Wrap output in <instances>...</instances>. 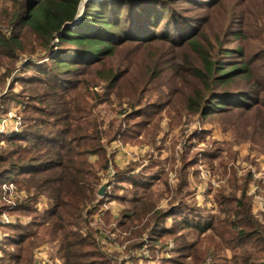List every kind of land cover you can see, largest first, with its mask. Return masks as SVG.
<instances>
[{"label": "rangeland", "instance_id": "1", "mask_svg": "<svg viewBox=\"0 0 264 264\" xmlns=\"http://www.w3.org/2000/svg\"><path fill=\"white\" fill-rule=\"evenodd\" d=\"M100 2L114 1L82 0L79 18L86 8ZM155 2L164 17L160 18L157 31L151 22L144 23L135 15L136 10L141 14ZM162 2L136 0L125 5L128 20L133 22L129 24L131 33L135 34H120L118 40L125 43L118 46L114 57L106 60V67H95L94 73L77 67L76 73L59 77L69 83L80 81L81 87L74 95L84 98V121L95 123L97 119L102 126L106 149L103 164L106 161L107 165L99 172L96 202L88 208L92 210L96 205V210L92 214L83 212L76 228L84 236L92 234L90 240L95 244L87 249L100 252L96 257L99 263L202 264L190 256L191 251H183L184 257L179 255L182 240L175 237L182 234L186 244L199 241L184 229V222L187 215L201 214L203 222L211 216L208 199L207 205L201 207L207 194L217 202L220 193L234 190L241 198L245 189L254 216L258 219L264 215H260L264 213V0ZM10 7L8 0H0V20ZM149 28L160 38L152 42L139 40ZM29 60L20 59L5 77L6 71H0V155L10 146L9 139L23 136L30 124L28 119L36 115L33 109L42 108L36 95L43 92L46 101L47 92L51 91L48 86L41 89L24 84L32 82V71L25 67ZM235 65L238 67L234 71L242 65L247 69L230 74L232 80L227 85L220 82L223 72ZM108 70L122 72L120 81L112 87L100 76ZM64 85L69 86L65 82ZM221 106L224 110H215ZM16 117L22 123L18 130ZM144 121L149 124L141 126ZM114 124L120 135L108 143L105 135L110 134ZM26 138L33 142L31 137ZM19 144L26 146L24 141ZM99 160L100 157L91 158L96 168ZM23 176L0 177V258L5 251L14 249L7 239L16 226L33 230L32 226L53 206L46 195L38 197L37 203L30 201L36 191L20 189ZM150 182L154 183L151 191L157 194L156 198L172 202L171 188L178 202L188 203L194 211L181 209L164 217L152 233L140 238L117 227V238L112 241L110 230L114 231V226H109L112 222L100 214L101 209L110 206L105 202L107 197H112V202L122 209L127 203L116 198L143 195L135 183L145 187ZM102 186L105 190L100 196ZM178 186L182 188L181 195ZM24 205L32 206V211L20 207ZM211 205L215 207V203ZM169 208L171 203L155 210ZM172 228L176 231L174 236L167 232ZM138 242L141 245L132 248ZM59 246L58 241L45 237L34 248L33 264H65L58 253ZM212 260L208 258L207 264H212Z\"/></svg>", "mask_w": 264, "mask_h": 264}, {"label": "trees", "instance_id": "2", "mask_svg": "<svg viewBox=\"0 0 264 264\" xmlns=\"http://www.w3.org/2000/svg\"><path fill=\"white\" fill-rule=\"evenodd\" d=\"M8 1L11 7L7 9L5 18L0 20V71H6L5 77L15 68L16 62L28 57L30 60L25 67L32 71V82L24 81V84L31 87L37 85L41 89L48 86L51 91L47 92L46 101L43 92L36 95L42 108L33 109L36 115L28 119L30 124L24 130L23 138L8 140L10 146L0 155V166L3 167L0 177L24 175L18 185L27 192L36 191V196L31 197L30 201L37 203L38 197L46 195L53 206L45 212L40 222L32 226L33 230L23 226L13 229L12 236L7 240L14 249L12 252L5 251L0 262L33 264L34 248L47 237L60 243L58 253L65 264H105L97 262L98 250L87 249L95 244L90 240L92 234L89 232L87 237L76 230L83 212L92 214L96 210V205L92 210L88 208L96 202L95 187L101 179L99 172L105 170L107 165L106 161L103 164L106 149L102 144V126L97 119L95 123L84 121L87 114L86 109L81 107L84 98L74 95L81 87L80 81L69 83L59 77L76 73L77 67H84L86 73H94L100 65L106 67V60L114 57L118 46L125 43L118 40L120 34L124 31H130L128 35L135 34L131 33L129 24L132 21L128 20L125 5L136 0L100 2L86 8L77 21L82 0ZM158 5L155 2L154 6L145 7L141 14L138 10L135 12L136 17L142 18L144 23L151 22L154 31L160 29L159 22L164 18ZM150 28L144 31L143 38L139 40L152 42L160 38V34ZM45 59L48 61L45 62ZM237 67L232 66L229 71L223 72L220 82L227 85L232 80L230 74L247 69L242 65L238 71H234ZM208 71L211 75L213 66L208 67ZM121 74L108 70L100 76L112 87L120 81ZM215 110L221 111L224 107ZM148 124L144 121L141 126ZM119 135L118 125L114 124L110 134L105 136L109 143ZM26 137H31L33 142L30 143ZM22 141L26 146L19 144ZM93 157H100L98 168L91 162ZM135 188L142 190L144 196H135L133 209L130 212L126 210L124 214L127 216L120 221L124 229L135 237L152 233L164 217L168 218L181 209L194 211L182 200L166 211H157V202L151 191L152 182L145 187L135 183ZM178 190V195H181V186H178ZM218 201L221 214L217 217L210 216L203 222L199 218L201 214L186 216L184 229L200 239L186 244L182 234L175 237L178 241L182 240L177 253L184 257L181 254L183 251H191L190 256L193 255L202 264H207L209 257L213 259L212 264H233L227 259L223 246H214L218 237L240 263L264 264V226L254 217L245 189L241 198L235 193H220ZM20 207L26 212L32 211L30 205ZM167 232L170 236L176 234L175 228L167 229ZM154 239L159 240V237ZM140 245L138 242L132 248Z\"/></svg>", "mask_w": 264, "mask_h": 264}, {"label": "crops", "instance_id": "3", "mask_svg": "<svg viewBox=\"0 0 264 264\" xmlns=\"http://www.w3.org/2000/svg\"><path fill=\"white\" fill-rule=\"evenodd\" d=\"M153 184L154 183H152V188H153ZM169 190L172 192V195H171V197H173V201L172 202H169V201L167 202V200H160L162 197L158 196L156 198V195L157 194L154 193V198L153 199H154V201L157 202V209L164 208L169 203H171V206L172 205H177L179 203L178 200L176 199V194L174 195V191H172L171 188H169ZM170 191H168L169 194H171ZM233 191L234 190L228 192V194L229 193H234ZM246 192H247V190H246ZM205 194H207V193H205ZM207 195H208V197H205L206 195H204V200H203V202H201V207L202 206L204 207V205H207V202H209L208 209L210 210V213H211L210 215L212 217L219 216L221 214V207H220V204H219L218 199H217V202H216L215 200L212 199L213 197H210V194H207ZM142 196H144V195H140L139 194L138 197L141 198ZM134 198H126V197H122L120 199L116 198V200L118 202H126L127 205H128V206H126V207H124L122 209H119L118 206H117L118 204L116 205L114 202H112L113 201V198L112 197H107V200L105 202H108L110 204V206L106 207L103 210L102 209L100 210V214H102V215L107 216L108 218H110L109 222H112L113 223V224L112 223L109 224V226H111V225L114 226V231L113 230L112 231L110 230V234H111L110 236L112 237V241H115L116 238H117L116 233L118 232V230L116 232L115 229L117 227L120 228V229L124 228L121 225L120 221L122 220L123 217L127 216V215L124 214L126 210L128 212H130L133 209V206H132V203L133 202L132 201L134 200ZM206 199H208L207 202H206ZM212 202L215 203V207L211 205ZM210 205H211V207H209ZM251 209H252V213L254 215L255 212H253V206H252ZM262 214H264V213H261L260 215H262ZM257 220L260 223L264 224V215H262L261 218L258 217ZM114 223H116V224H114ZM109 226H107V224H105V227H109ZM216 245L223 246V248L225 249L224 252L226 253L227 259L230 260V262H233V264H242V263H240L239 259L234 255V253H232V251L226 246V244L220 238H218V237H216V241L214 242V246H216ZM110 249L112 250L113 247L110 246ZM118 249H119V247H118ZM209 258H211V257H209Z\"/></svg>", "mask_w": 264, "mask_h": 264}, {"label": "water", "instance_id": "4", "mask_svg": "<svg viewBox=\"0 0 264 264\" xmlns=\"http://www.w3.org/2000/svg\"><path fill=\"white\" fill-rule=\"evenodd\" d=\"M112 1H117V0H112ZM80 6H82V2L80 3ZM80 10H81V7H79V11H80ZM77 20H79V15H77V19H76V21H77ZM104 190H105V187L102 186L101 189H100V192H99V195H100V196H103V195H104V194H103V193H104V192H103Z\"/></svg>", "mask_w": 264, "mask_h": 264}, {"label": "built area", "instance_id": "5", "mask_svg": "<svg viewBox=\"0 0 264 264\" xmlns=\"http://www.w3.org/2000/svg\"><path fill=\"white\" fill-rule=\"evenodd\" d=\"M15 123H16V130H18V127H21V125H22V123H21V121H20V119L19 118H17L16 117V121H15Z\"/></svg>", "mask_w": 264, "mask_h": 264}]
</instances>
